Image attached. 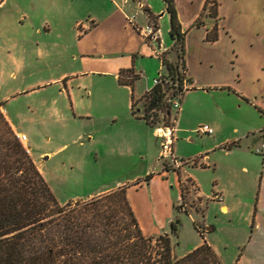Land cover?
I'll return each mask as SVG.
<instances>
[{"label":"rangeland","instance_id":"obj_1","mask_svg":"<svg viewBox=\"0 0 264 264\" xmlns=\"http://www.w3.org/2000/svg\"><path fill=\"white\" fill-rule=\"evenodd\" d=\"M1 2L0 107L29 136L22 143L31 150L33 160L58 200L82 201L102 191L126 186L144 234L154 237L169 234L178 257L202 243L195 222L204 231L201 217L206 209L205 224L217 227L209 234L210 243L222 264H237L253 225L250 212L257 198L262 157L256 146L242 152L239 149L226 152L235 144L215 147L217 138L231 139L251 127L258 129L264 125V108L255 96L244 93L249 96L245 98L204 87L239 80L240 73L244 90L264 95V81L258 83L255 76H250L261 65L264 51L258 43L260 25L254 26L252 33L247 32L245 15L239 13L246 7V0H218L221 22L233 35L232 44L227 37L219 43H207L203 27L187 28L186 55L196 88L186 91L181 109L172 107L170 117L165 109L159 111L160 122L156 126L133 116L132 89L120 83L118 76L85 70L78 54V40L79 34L95 20L101 23L99 31L103 37L97 47L99 51L89 56L98 58L105 51L110 52L106 53L108 56L134 55L133 67L142 74L135 84V110L142 116L144 93L155 85V78L166 72L160 55L173 47L171 17L158 21L162 42L159 47L158 42L144 39L140 29L135 31L128 22L124 25L117 12L121 0ZM145 2L153 5L157 20L165 6L163 0ZM180 2L188 4L187 0ZM123 7L133 19L137 15L135 21L140 27L147 29L152 24L151 19L147 23L149 16L137 2L131 0ZM202 7L195 0L184 8L186 17L195 12L200 14ZM199 19L203 24L206 16L201 13ZM132 48H140L137 55L128 53ZM63 74L66 75L61 77ZM257 107L263 108V112ZM206 124L214 129L212 134L198 131ZM166 127L175 130L172 153L183 161L179 166L172 163V157H162ZM89 131L95 135L92 140ZM207 153L212 156L211 163H218L216 169L200 163L205 161L201 155ZM231 163L236 170L230 171ZM165 164L171 170H181V174L165 170ZM243 165L249 171H243ZM148 175L152 177L145 181ZM180 180L187 187L184 198ZM216 180L226 188L230 198L237 197L235 211L227 213L221 208L222 201L213 200ZM137 181L141 183L135 184ZM177 217L181 224L175 237L171 234V222Z\"/></svg>","mask_w":264,"mask_h":264},{"label":"trees","instance_id":"obj_2","mask_svg":"<svg viewBox=\"0 0 264 264\" xmlns=\"http://www.w3.org/2000/svg\"><path fill=\"white\" fill-rule=\"evenodd\" d=\"M164 2L171 17L174 45L160 55L166 72L145 93L142 116L135 110L134 95L135 81L141 75L134 67L123 68L119 73L120 83L130 85L133 90L132 114L151 126L159 124V111L165 109L166 116H171L173 101L182 100L192 82L185 70L186 31L175 0ZM218 7L217 0H206L202 14L218 17ZM144 9L159 29L157 17L145 6ZM200 22L199 19L197 24ZM157 39L161 43L160 37ZM206 39L212 42L219 39L217 25L208 31ZM167 167L165 164V170H171ZM151 177L148 175L145 181ZM180 182L184 198L187 187ZM180 224L179 217L171 222V234L175 237ZM195 227L203 243L178 257L169 234L156 237L144 234L126 186L82 201L61 203L0 107V264H222L197 222Z\"/></svg>","mask_w":264,"mask_h":264},{"label":"crops","instance_id":"obj_3","mask_svg":"<svg viewBox=\"0 0 264 264\" xmlns=\"http://www.w3.org/2000/svg\"><path fill=\"white\" fill-rule=\"evenodd\" d=\"M121 1H122L123 5L129 4L131 2V0H121ZM194 1L195 0H187L188 4L184 6L180 2V0H175L176 7L178 10L179 19H180V22L182 24L183 30L186 31V36H187L188 31H189V29H187L188 27L189 28H196V26L198 28L203 27L204 28L203 39L205 38V41L207 43H211V44L219 43L220 41H222L224 39V37H227V40L232 44L233 35H231L230 31L227 30L229 27L224 26L223 21L221 22V20H223V17L220 16L221 12H220L219 7H218V10H219L218 17L206 16L205 22L203 24H200V25L196 24V21L198 20V18H200L201 13H203V11H204V6L206 3V0H199L200 7L203 5L200 14L198 12L197 13L195 12L192 16L186 17V15H185L186 13H185L184 8H188L190 6V4H192ZM2 2L0 4H2ZM133 2H135V3L137 2L138 6L142 9L144 8V6L148 9H150L151 12L153 13V15L156 16L155 15L156 13H154L151 9V7L153 5H151V6L149 4L147 5L145 0H133ZM163 2H164V0H163ZM117 4H118L117 12H119V14L121 15V19H122L121 21L124 22V25L127 26V22L130 23L131 25L134 26L135 31L142 28L135 21V18L137 17V15H134V17L135 16L136 17L133 19L132 18L133 16L130 17L129 13L126 11V8L123 7L122 4H120V3H117ZM164 4H165V6L160 9V11H161L160 17L161 18L159 17L157 19V25L159 24V22H158L159 19H163V18L168 17V16L170 17V14L166 10V3L164 2ZM245 6L246 7L242 11H240V12L238 11V12L242 16L245 15L244 16L246 18L245 27L247 29V32L252 33V31H254V26L260 25L261 32L258 34L259 35L258 36V43L260 44L261 48L264 51V0H246ZM147 15H148V13H147ZM149 19L150 18L148 17L147 23L149 22ZM213 20L215 21L214 24H213ZM123 22H122V24H123ZM100 25H101L100 22H97L94 20L93 24L87 30L83 31L84 33L81 31L83 34H81V35L79 34V40H78V45L80 47L79 53H78L79 57H80L81 61H83V64L86 68L85 69L86 71H89V72H92V71L107 72L110 74H115V76L119 77V73H120L121 69L131 68L134 66V59H133L134 55H132V58L129 56L127 58H124L122 56L116 57L113 54H112V56H108V55H106V53H110V52L105 51V52H103L104 55L102 53L98 56V58H93L94 57L93 55L89 56V54H95V52L99 51L97 47H99L101 45L100 39L102 41V37H103V35L99 31ZM216 25L219 28V39L214 41V42L208 41L206 39L207 33L212 28H214ZM38 30H39V32H42L41 28H38ZM139 34H140V32H139ZM158 34H159V29H158ZM89 38H91L92 40L90 39V41H88ZM143 38L146 39L145 36H143ZM154 41L158 42L159 47H161L162 42L160 43L157 39L156 40L152 39L149 42L152 43ZM173 45H174V40H173ZM170 49H172V48H168V50H170ZM185 49H186V41H185ZM118 50H119V48L116 49V51L118 54H120L118 52ZM139 50H140V48H132L128 53L136 54ZM168 55L170 58H173L172 52H169ZM75 56L77 57V54ZM91 58L95 59V60H88ZM261 59L263 60V61H261L262 63H260L261 65H259L257 67V70H255V72L250 74L251 77L255 76L256 81L258 83L261 81H264V72H262L264 70V55ZM88 61H92L93 63H89ZM185 64H186L185 70L187 72V75L192 81L189 85V89H191V88L195 89L196 87L193 86L194 82H195V77H194L195 75L193 73V70L190 66V61L188 60L186 54H185ZM260 66H262V67H260ZM135 71L137 72V69ZM75 72H77V71H75ZM139 74L142 76L141 72H139ZM65 75L66 74H63L61 77L65 76ZM257 76H259V78ZM242 79H243L242 74L239 73V80L233 79L232 81H226V82H220L217 84H211V85H208L207 87H204V89L214 90V91L215 90L227 91L230 95H242L245 98H248L249 96H255V98L258 100V102L264 108V95H263V93L259 91V93H257V94H252V93L244 90L241 87ZM138 80L135 81V84ZM128 86H130V85H128ZM151 88H149L148 90H150ZM132 93H133V90H132ZM244 93H246L249 96L245 95ZM134 95H135V87H134ZM238 101H240V100H238ZM181 106H182V100H181ZM259 108H261V107H259ZM263 108H261V109H263ZM180 109H181V107H180ZM8 119L10 120L13 128L15 129V131L17 133H20V132L26 133L25 131H20L19 126L16 125L9 117H8ZM263 126L264 125H262V126L260 125L259 127H257L258 129L251 127V129H247V131L245 133H243L242 135H236V137H233L231 139L227 138L224 140H220L219 138H217L218 143H216L217 146L215 147V149L216 148H222V146L227 144V143L229 144L230 142L231 143L236 142L235 146L233 148L229 149L228 151L226 150V152H232L235 149H239L238 151L242 152V151H249L251 148H254L256 146L255 149L260 153V155L262 157V166L260 167L261 170L258 172V174L260 176H259V187L257 190V198L254 202L255 207H254L253 211L250 212V219L253 220V225L251 226L252 228H251V231L249 232L248 236H246V238H247L246 246H245L244 251H242V254L239 258L240 260L238 261L237 264H264V127ZM173 129L176 130L175 125H174ZM235 129H238V128L236 127ZM175 130H174V134H175ZM89 136H90L89 139H91V140L95 138L93 131H89ZM240 136L242 138H240ZM238 138H240V139L237 140ZM243 138L245 139V141H243ZM28 140H29V136H28ZM30 155H31V150H30ZM210 156L211 155H209L208 153L205 155H201L202 159H205V161H203V162L200 161V163H202L203 166H209V167L214 166V168L216 169L218 166V163L217 162L211 163L212 162V156L211 157ZM229 168H230V171L236 170V166L234 163H231ZM242 170L243 171H249V167L247 165H243ZM167 171H177L178 172V170H167ZM179 174H181V173H179ZM215 186L217 189H215L214 194L220 195L222 197V199H214L215 195L213 194L212 195L213 200L222 201L221 208L225 212L229 213V212L235 211V209H237V206H238L237 203H235V199H237V197L236 198H233V197L230 198L227 195L228 191L226 190V188L223 185H220L217 180H216ZM116 188H118V187H116ZM111 190H113V189H111ZM111 190L109 189L108 191H111ZM108 191L107 190H105L104 192L102 191L100 194L108 192ZM199 191H201L200 187H199ZM96 195H99V193ZM96 195H92L91 197L96 196ZM199 195L204 198V195L202 194V192H200ZM227 196L229 198V201H227V199H226ZM225 207H226V209H225ZM206 216H207V214H206V209H205L204 216L201 217V219L204 223L203 224L204 226H202V227L204 228V231H203L204 237L210 243L209 234L216 231L217 227L205 224ZM203 241H204V239H202V243H203Z\"/></svg>","mask_w":264,"mask_h":264},{"label":"built area","instance_id":"obj_4","mask_svg":"<svg viewBox=\"0 0 264 264\" xmlns=\"http://www.w3.org/2000/svg\"><path fill=\"white\" fill-rule=\"evenodd\" d=\"M140 30H141L140 33H143L144 34L143 36H145V38H150V40H152V39L156 40L159 37L158 29L156 28V24L153 21H152V24H150L147 29L140 28ZM162 77H163V75H160V77L155 78L154 79L155 84H158L162 80L161 79ZM173 107H176V108L181 107V102L179 99H175L173 101ZM166 128H168V127H166ZM159 130H160V128L158 129V131ZM198 131L201 133L212 134L214 132V129L211 126H209L208 124H206V125L201 126L198 129ZM164 135H165V139H164V148L162 151V154H163L162 157L163 158H165V156L172 157V163L176 166H179L180 163H183V161H178L176 158H174V154L172 153L174 140H175L174 130L172 131V129L168 128V130L165 132ZM17 136L20 139V141L23 143H25L28 139V136L25 133H17ZM26 149L28 152L30 151L29 148H26ZM214 195H215L214 197L216 199H222V197L220 195H217V194H214Z\"/></svg>","mask_w":264,"mask_h":264}]
</instances>
